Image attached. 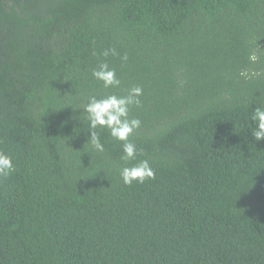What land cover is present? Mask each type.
I'll return each mask as SVG.
<instances>
[{"label": "trees", "instance_id": "trees-1", "mask_svg": "<svg viewBox=\"0 0 264 264\" xmlns=\"http://www.w3.org/2000/svg\"><path fill=\"white\" fill-rule=\"evenodd\" d=\"M137 86L135 158L96 151L83 106ZM258 106L264 0H0V264H264Z\"/></svg>", "mask_w": 264, "mask_h": 264}, {"label": "clouds", "instance_id": "clouds-1", "mask_svg": "<svg viewBox=\"0 0 264 264\" xmlns=\"http://www.w3.org/2000/svg\"><path fill=\"white\" fill-rule=\"evenodd\" d=\"M115 55V50H110ZM109 55V50L103 53ZM251 63H256L258 57L255 53H250L248 57ZM127 60V56L122 57ZM92 75L99 81H102L104 87L119 86L120 80L116 76L115 69H110L107 63H101L98 69L93 70ZM239 75L245 79L258 73H249L242 70ZM142 88L137 86L129 90L126 96L108 95L105 98L97 99L91 96L88 102L83 106L87 113L90 130V142L98 152L104 151V146L100 142L98 133L92 131L97 127L110 130V135L116 140L123 141V155L121 159L131 161L136 156V146L129 141V136L140 126V120L137 118L129 119V108L132 105H140L139 97L142 95ZM251 120L255 122L256 127L252 130L255 140L264 139V106H258L252 113ZM15 170L11 156L0 151V174L9 175ZM125 185H131L134 181L143 183L147 179H154L155 173L147 160H141L132 166H125L120 172Z\"/></svg>", "mask_w": 264, "mask_h": 264}]
</instances>
